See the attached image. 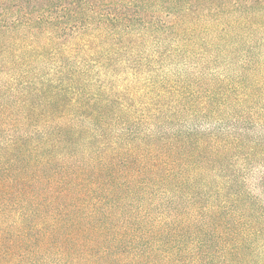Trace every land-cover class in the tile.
<instances>
[{
  "label": "trees",
  "instance_id": "16d2710c",
  "mask_svg": "<svg viewBox=\"0 0 264 264\" xmlns=\"http://www.w3.org/2000/svg\"><path fill=\"white\" fill-rule=\"evenodd\" d=\"M0 264H264V0H0Z\"/></svg>",
  "mask_w": 264,
  "mask_h": 264
}]
</instances>
